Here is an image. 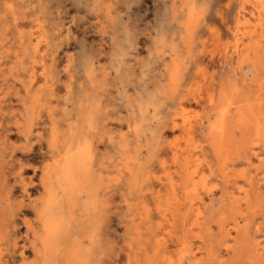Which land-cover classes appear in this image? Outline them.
I'll return each mask as SVG.
<instances>
[{
  "label": "rangeland",
  "instance_id": "1",
  "mask_svg": "<svg viewBox=\"0 0 264 264\" xmlns=\"http://www.w3.org/2000/svg\"><path fill=\"white\" fill-rule=\"evenodd\" d=\"M31 2L35 21L7 31L0 22V264H84L100 258L113 226L120 244L112 259L121 264H166L186 243L184 259L193 264L225 260L210 251L222 244L233 248L227 259L258 262L257 244L242 249L231 238L245 225L255 232L264 187L256 140L264 100L260 0H92L87 28L64 24L63 43L52 0ZM86 31L94 49L80 53L67 34ZM149 56L156 71L141 74L147 82L137 77L134 93L116 89L118 73ZM222 91L221 135L213 125ZM49 110L67 119H46ZM93 112L107 118L116 142L103 169L85 162L81 150L92 137L77 131H86ZM119 173L125 184L117 190ZM114 201L122 209L115 225ZM213 218L215 236L207 227Z\"/></svg>",
  "mask_w": 264,
  "mask_h": 264
},
{
  "label": "snow or ice",
  "instance_id": "2",
  "mask_svg": "<svg viewBox=\"0 0 264 264\" xmlns=\"http://www.w3.org/2000/svg\"><path fill=\"white\" fill-rule=\"evenodd\" d=\"M54 7L52 8L53 11V28L59 29V36H60V43H63L65 39V32H64V24H69V27L72 28V31H75V28L72 27L73 25H80V27L87 28L88 24V10L90 7L94 9L97 7L96 4L92 3V0H52ZM51 4L49 3H42L40 5L41 8L50 7ZM37 5L31 0H18V3H9L8 0H3L0 2V22L7 23V31L8 29H16L21 26L22 22H27L29 17H32V20L35 21L36 17L32 14V10L36 9ZM191 7L195 8V5H191ZM256 7V5H253ZM259 7L261 9L262 17L261 22L264 24V0H260ZM66 9H70V12H66ZM83 12L84 15H80ZM71 16V21L69 23L67 17ZM88 17V18H86ZM83 20V24H80V21ZM186 26L188 27L189 31H191L192 24H191V17L187 22ZM131 34V33H130ZM90 37L87 35V31L84 35H81L80 32H76V37L73 39L71 32L67 34V40L70 41L74 47H76L77 51L80 53H86L89 51H93L94 46H90L89 41ZM133 43H135L133 39ZM144 60L143 66L133 61L130 65H127V73L123 76L118 73L117 77L115 78L116 89H120L124 87L125 90L129 93H134V89L140 87L139 84L136 83L137 77L140 78L141 83H146L145 77L141 75L142 73H154L156 68L153 66L151 62L150 56L147 58H142ZM115 63V61H113ZM67 72L68 70L65 69ZM43 75V74H42ZM121 80L123 81L121 83ZM221 85L223 86V81H221ZM262 88H264V81L261 82ZM85 87L84 84H81V90ZM119 96V92L117 91L111 99L113 101L117 100ZM222 100L219 107V113L217 124L213 125V128L220 132L221 135L224 132V125H223V113L228 111L223 104V91L221 92ZM201 101L198 100V104ZM209 103L216 105V102L212 99H209ZM230 105L235 106L232 101L228 102ZM113 113H110V115ZM60 116V113L57 111L55 114L51 110H49V115L46 119H52L54 122L56 117ZM67 119V116H60L61 122ZM108 121L107 118H103V122H101V116L99 112L90 113L87 120V129L84 130H77L78 132H83L84 135L91 136V142L89 143L88 139L84 140V147L81 150L84 154L85 162H99V167L101 169L104 168L105 163L108 161L110 155H113V149L115 148L116 142L108 135ZM192 131L193 134L194 130L189 129ZM113 135L123 136V133H113ZM256 140L259 147V158L262 165V170H264V100L261 101V120L257 125L256 129ZM123 144V141H121ZM255 155V152L252 153ZM163 166V165H162ZM124 173H119L116 177L115 184L117 186V190L124 187L125 180H124ZM130 182V181H129ZM262 185H264V181H262ZM262 196L260 202V211L256 217L251 221V225L254 226L255 232H253L252 227L245 225L246 231L241 236L239 230L232 236L233 241H238L239 245L242 249L246 248L250 243L257 244L261 249V256L262 258L257 261H250L245 259H227V257L233 255V248L231 245L228 246L227 251H223L224 245L222 244L219 249L216 248L215 245L210 249L212 253L217 256L223 255L225 256V260L220 261L219 264H264V187H262ZM122 195L126 196L127 193H123ZM119 198V197H118ZM24 199H28V197H24ZM123 203V200L120 201ZM111 208L115 209L112 211L113 217V225L116 224V217L119 216L122 209L119 207L118 204L113 202ZM38 227V225H37ZM208 232L209 235L215 236L218 230V222L215 218L210 219L208 221ZM256 234H259V239H256ZM159 235V233H157ZM109 236L111 239L105 241L104 248L99 252V257L97 259H89L88 261L84 262V264H121L120 260L112 259L115 255V250L119 247L120 244V235L119 229L113 226L109 231ZM164 241L168 243L169 246L173 245L175 241H168L167 237L162 238ZM198 242V240H197ZM157 244L161 243V240L156 241ZM192 247H196L195 244H192ZM185 248H188V244L186 243L183 248H177L176 252L173 253L174 255L178 254L180 257L179 259H174L171 261H167L166 264H193L190 259H184L187 255L185 252ZM200 249L196 248V255L200 254ZM195 264H202V261L196 260Z\"/></svg>",
  "mask_w": 264,
  "mask_h": 264
},
{
  "label": "bare ground",
  "instance_id": "3",
  "mask_svg": "<svg viewBox=\"0 0 264 264\" xmlns=\"http://www.w3.org/2000/svg\"><path fill=\"white\" fill-rule=\"evenodd\" d=\"M257 8V7H256ZM257 43H259V42H257ZM261 45V44H260ZM258 47V46H257ZM262 56H263V54H259L258 56H257V62H259L260 60H262ZM261 63H262V61H261ZM262 65V64H261ZM226 108H227V106H226ZM227 112V111H226ZM226 112L225 113H223V118L225 119V117H226ZM250 122V121H249ZM244 144V143H243ZM261 164V163H260ZM72 159L71 160H68L67 162H66V164H65V166L66 167H71V169L70 170H72ZM64 166V167H65ZM63 169H65V168H63ZM70 170H67V171H70ZM66 171V172H67ZM66 172H64V173H66ZM50 181V180H49ZM45 188V187H44ZM49 189V188H48ZM15 215V214H14ZM37 215V214H36ZM1 218V217H0ZM10 220V219H9ZM13 220V219H12ZM13 221H15V220H13ZM12 221V222H13ZM8 223H9V221H8ZM48 223H49V226H50V228L48 227V230H47V233H48V231H50L51 230V227H52V222L48 219ZM13 224V223H12ZM7 230H9V228L7 229ZM15 230V229H14ZM31 231V230H30ZM28 234V233H27ZM26 241H27V239H26ZM31 247V246H30ZM32 251V250H31ZM34 254V253H33ZM36 254V253H35ZM11 255V254H10ZM36 257V256H35ZM7 260H8V258H7ZM14 263V262H13ZM7 264V263H6Z\"/></svg>",
  "mask_w": 264,
  "mask_h": 264
}]
</instances>
